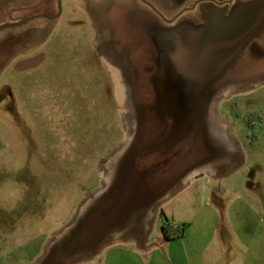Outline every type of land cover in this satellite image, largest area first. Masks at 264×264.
<instances>
[{"label": "rangeland", "instance_id": "374dc122", "mask_svg": "<svg viewBox=\"0 0 264 264\" xmlns=\"http://www.w3.org/2000/svg\"><path fill=\"white\" fill-rule=\"evenodd\" d=\"M202 6L191 26L217 9ZM220 11L211 47L169 45L176 24L154 19L155 60L140 0H0V26L58 15L0 29V264H85L92 253L93 264H155L133 239L113 248L122 223V239L150 233L156 264H171L160 203L202 168L219 173L211 197L223 222L192 264H264V32L248 40L264 27V0ZM167 120L183 139L145 173L156 158L138 156Z\"/></svg>", "mask_w": 264, "mask_h": 264}, {"label": "crops", "instance_id": "0c3cea01", "mask_svg": "<svg viewBox=\"0 0 264 264\" xmlns=\"http://www.w3.org/2000/svg\"><path fill=\"white\" fill-rule=\"evenodd\" d=\"M259 16H261L259 22H264V16L260 14ZM259 16L257 15V19ZM260 26L252 28L249 36H260L264 32V27L260 28ZM218 176L219 173L212 169L202 168L188 172L184 178V183L160 203V211L166 213V215L169 212V216H166L168 221L174 224H182L185 229L183 236L180 238L170 241L166 240L165 237L163 239V242L167 244V251L165 253L170 259L171 264H192L191 256H194V263H197V258L213 240L214 234L219 229V224L223 222L222 216L218 215V202L212 200L211 197L212 187L210 178L217 179ZM169 204H171V211L167 208ZM163 206L166 210H163ZM124 225L125 223L117 224L112 228L115 229L112 235L114 238L113 242L115 243V247L113 248L129 245V241L133 239L141 251L138 255L151 256V262L155 264L158 259H164V254L159 250L162 246L161 243L155 247L148 244L150 233L145 240H141L139 237L127 240L122 239L126 231ZM205 239H209V242H202ZM56 240L57 242L63 241L61 238ZM113 248L108 249V253L113 255L110 252H118L119 254V250ZM93 255L92 253L88 259L83 260L85 264L95 263V259L91 258Z\"/></svg>", "mask_w": 264, "mask_h": 264}, {"label": "flooded vegetation", "instance_id": "af4514ba", "mask_svg": "<svg viewBox=\"0 0 264 264\" xmlns=\"http://www.w3.org/2000/svg\"><path fill=\"white\" fill-rule=\"evenodd\" d=\"M140 1L151 14L149 15L150 18L147 20L146 25L144 26L143 34L145 40L149 42V46L153 50L152 57L156 60L158 53L157 51L158 44L155 36L156 31L154 30L155 27L154 19H156L157 17L169 25L176 24L177 28L174 30L175 33L172 31L173 33H171V35H169L170 33L167 34V37L171 36L170 38L167 39L169 45H172L174 41L180 39V37H185L187 41H182V40L180 41L190 45V47L196 48V47H202L203 45L211 47L213 46L214 43L212 38L210 39L208 38L209 31L212 30L211 26H213L212 25L213 20H215L219 15L223 13L222 11H220V7L224 6L225 4H231L235 1L250 2L255 0H190L188 1V4H186L185 6H183L178 10L174 5V0H140ZM203 4H211L217 9L215 12L210 14V17L208 19L206 20L204 19V23L203 25H200V27L196 28L194 27V24H192L191 26L190 22L191 23H193V21L197 23L203 22V20H201L202 11L204 10V8H202ZM181 15L182 16L184 15L183 18H180ZM248 37H249L248 40L249 39L253 40L255 38V37H250L249 33H248ZM153 94L156 95V97L158 95V89L155 83H154ZM250 121H252L251 118L247 119L248 125H250ZM172 124H173V120L171 121L170 124L169 121L167 120L166 124L165 125L163 124V126L160 127L161 130L155 137V140L153 141L151 148L145 150L142 154H140V156H138L139 159L143 158L145 155L154 156V158H156L153 162H151L147 167L144 168L145 173L147 171L150 172V170L153 171L159 168L163 163L164 164L168 163L170 158L162 152L168 150L169 147L175 146L176 144L179 143L181 139H183V137L175 139L174 126ZM134 142H135V137L133 138L132 145L134 144ZM132 145H130V147ZM126 151L123 153L122 160L129 153ZM134 163L139 164L137 160ZM186 173L182 174L179 177L178 179L179 183L181 184L184 183V178ZM167 189L166 190L169 191L173 189V187L171 186Z\"/></svg>", "mask_w": 264, "mask_h": 264}, {"label": "water", "instance_id": "95a60500", "mask_svg": "<svg viewBox=\"0 0 264 264\" xmlns=\"http://www.w3.org/2000/svg\"><path fill=\"white\" fill-rule=\"evenodd\" d=\"M57 16L58 15H54V16H48V15H33V16H30V17L22 18V19H20L17 22H12L10 24L2 25V26H0V29H2L4 27H8V26H17V25H20L22 23H25V22L33 19V18H36V17H51V18H56ZM42 59H43V55H41V54L36 55V56H33V57H30V58H27V59L23 60L22 62H20L17 65V68L18 69H21V70H24V69L33 67V66L39 64L42 61Z\"/></svg>", "mask_w": 264, "mask_h": 264}, {"label": "trees", "instance_id": "16d2710c", "mask_svg": "<svg viewBox=\"0 0 264 264\" xmlns=\"http://www.w3.org/2000/svg\"><path fill=\"white\" fill-rule=\"evenodd\" d=\"M164 216V213L161 212V217ZM163 236L166 240H174L180 238L184 234V225L174 224L168 221L166 218L161 226Z\"/></svg>", "mask_w": 264, "mask_h": 264}, {"label": "bare ground", "instance_id": "6f19581e", "mask_svg": "<svg viewBox=\"0 0 264 264\" xmlns=\"http://www.w3.org/2000/svg\"><path fill=\"white\" fill-rule=\"evenodd\" d=\"M119 93H120V95H121V98L123 99V98H124V96H123V91L120 90Z\"/></svg>", "mask_w": 264, "mask_h": 264}]
</instances>
